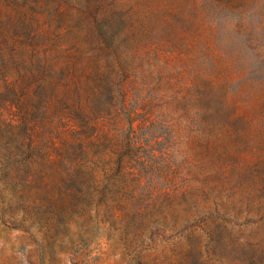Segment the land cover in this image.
I'll return each instance as SVG.
<instances>
[{"label":"rangeland","instance_id":"374dc122","mask_svg":"<svg viewBox=\"0 0 264 264\" xmlns=\"http://www.w3.org/2000/svg\"><path fill=\"white\" fill-rule=\"evenodd\" d=\"M0 264H264V0H0Z\"/></svg>","mask_w":264,"mask_h":264}]
</instances>
